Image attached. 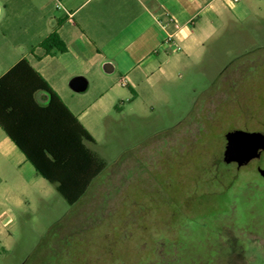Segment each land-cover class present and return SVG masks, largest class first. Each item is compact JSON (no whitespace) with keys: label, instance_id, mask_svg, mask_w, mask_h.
<instances>
[{"label":"rangeland","instance_id":"rangeland-1","mask_svg":"<svg viewBox=\"0 0 264 264\" xmlns=\"http://www.w3.org/2000/svg\"><path fill=\"white\" fill-rule=\"evenodd\" d=\"M251 2L156 97L128 104L113 88L123 116L91 146L104 171L73 206L51 187L21 212L0 264H264V154L222 162L228 130L264 131V0Z\"/></svg>","mask_w":264,"mask_h":264},{"label":"crops","instance_id":"crops-1","mask_svg":"<svg viewBox=\"0 0 264 264\" xmlns=\"http://www.w3.org/2000/svg\"><path fill=\"white\" fill-rule=\"evenodd\" d=\"M255 11L251 0H0V78L26 60L93 138L84 145L101 157L91 146L112 115L123 116L124 106L110 94L116 85L128 89V104L156 97L155 83L170 81L224 27ZM54 33L65 52L41 47ZM75 79L86 83L84 91L71 87ZM34 100L44 107L49 96L37 91ZM139 103L128 111L141 114ZM51 187L0 127V250L6 251L19 214L43 200Z\"/></svg>","mask_w":264,"mask_h":264},{"label":"trees","instance_id":"trees-1","mask_svg":"<svg viewBox=\"0 0 264 264\" xmlns=\"http://www.w3.org/2000/svg\"><path fill=\"white\" fill-rule=\"evenodd\" d=\"M41 47L46 52L66 51L55 33ZM37 91L49 96L46 106L34 100ZM0 127L70 206L105 169V163L84 145L94 143L93 138L24 59L0 78ZM192 259L186 252L175 264H193Z\"/></svg>","mask_w":264,"mask_h":264},{"label":"water","instance_id":"water-1","mask_svg":"<svg viewBox=\"0 0 264 264\" xmlns=\"http://www.w3.org/2000/svg\"><path fill=\"white\" fill-rule=\"evenodd\" d=\"M71 87L76 91H84L86 83L82 79H75ZM225 146L222 153V162L235 164L239 170L252 162L258 161L264 154V131H245L230 129L225 135ZM259 176L264 178V169L256 168Z\"/></svg>","mask_w":264,"mask_h":264},{"label":"built area","instance_id":"built-area-1","mask_svg":"<svg viewBox=\"0 0 264 264\" xmlns=\"http://www.w3.org/2000/svg\"><path fill=\"white\" fill-rule=\"evenodd\" d=\"M239 1L240 0H229V2L232 4L238 3ZM169 41H170L169 38H166L164 43L167 44V43H169ZM120 84H121V86H126V82L123 79L120 81Z\"/></svg>","mask_w":264,"mask_h":264}]
</instances>
